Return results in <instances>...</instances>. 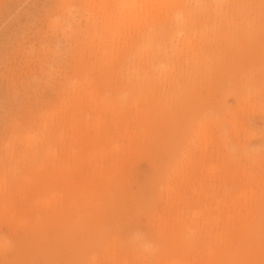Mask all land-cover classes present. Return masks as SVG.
Wrapping results in <instances>:
<instances>
[{
    "label": "rangeland",
    "instance_id": "rangeland-1",
    "mask_svg": "<svg viewBox=\"0 0 264 264\" xmlns=\"http://www.w3.org/2000/svg\"><path fill=\"white\" fill-rule=\"evenodd\" d=\"M249 3V7L243 5L248 11L241 20H247L248 31L235 33L232 24L238 17L229 21L231 26L228 20L225 23L223 18L224 25L212 16L180 34L169 21L171 15L157 25L158 16L155 22L141 21L137 31L115 36L112 45H104L107 53L103 55L106 34L97 33L91 40V22L97 17L88 15L90 0H0V180L4 178L5 186L29 183L36 191L21 196L37 205L56 197L71 211V225H77L61 223V230L59 225L46 224L37 239L26 225L0 220V241L6 244L0 247V264H86L82 256L87 255L95 257L94 264H139L137 254H130L133 238L150 244L137 256L146 264H154L149 249H169L158 254L157 264L173 260L198 264L207 259L205 249L217 254L223 244L224 252L234 257L233 264H264V183L256 191L255 205L240 210L243 224L223 230L222 239L218 234L224 229V213L235 216L232 202L244 201L239 196L248 189L242 187L246 175L252 172L264 178V0ZM218 26H226L225 31ZM142 29L157 30L156 40L167 54L171 72L161 85L156 80L151 87L144 85L132 105L127 101V79L141 69L137 57ZM155 64L150 68L156 69ZM86 75L91 79L79 92V81ZM102 105L106 110L99 109ZM97 118L101 135L95 136L92 150L102 149L107 160L101 163L102 157L95 153L87 165L83 141L94 135L86 127ZM203 121L208 140L205 165L197 161L203 156V142L194 139L196 125ZM27 133L38 137L31 149L24 143ZM252 151L261 157V166L250 161ZM114 161L115 170L108 174L106 169ZM209 164L215 168L211 178L206 174ZM53 166L75 171L68 177L73 183L71 193L61 195L59 183L53 191L40 193L47 189V185L41 187V176ZM94 166L108 176L104 184H97L99 190L88 191L85 172ZM166 179L183 195L170 213L162 190ZM257 182L253 179L252 184ZM22 198L15 196V201ZM164 212L179 219L171 223L172 231L167 230L176 241H166V246L165 241L160 243L156 219ZM53 213V209L28 211L30 219ZM107 239L113 243L105 245Z\"/></svg>",
    "mask_w": 264,
    "mask_h": 264
},
{
    "label": "bare ground",
    "instance_id": "bare-ground-1",
    "mask_svg": "<svg viewBox=\"0 0 264 264\" xmlns=\"http://www.w3.org/2000/svg\"><path fill=\"white\" fill-rule=\"evenodd\" d=\"M95 1H97V5L94 4V0H90V4H89V6L87 8L88 12H89L88 15H92L93 14L99 20L98 21L96 18H93V20L96 19L97 21L95 20L94 23L91 22V27L93 29V31H92L93 34L91 36V40H93L94 36L97 33L100 34V35L106 34V37H105V40H104V44L101 47V51L103 52V55H106V53H107L106 49L107 48H105L104 45L107 42H109L112 45L115 36H120L123 33L127 32V31H129L131 29H132L131 31H135V30L137 31L138 30L137 25L141 21H146V19H149L150 22H152V21L155 22V19L159 16L158 20L154 23V24H157V23L159 24L163 18H167L169 15H171L172 18H169V21L174 24V28L173 29H175L176 32H178V33L180 32V34H181L182 31H184V33H185V31L187 32L186 29L190 28L189 30H191L192 28L199 27L197 25H200V24H202V23H204L206 21H209V19L212 18V16L215 17L214 19H216V18L222 19V21L221 20L220 21L224 25L226 23V20H228V22L229 21L231 22V21L235 20L236 17L239 18V19H237L238 21L239 20L241 21L243 19V17L247 16L246 13L248 11V9L246 7H244L243 5H247L249 7V4H250L249 1L252 2V1H255V0H198V2H199L198 6L190 5L189 4L190 0H143V1H139V0H125L123 2H120L119 4H117L115 2H112V0H95ZM67 8H68V6H67ZM142 8H145L144 13H139L142 10ZM153 16H156V17H153ZM223 18H224L225 23L223 22ZM87 21L89 22V18L87 19ZM214 21H216V20H214ZM238 21H236V23L232 24L233 25V29L236 30L235 33H238L243 28L245 30V29H247L246 27H248V28L250 27L249 24L245 25L247 23V20L241 21L239 23H238ZM228 22H227V24H228ZM221 23H220V25H221ZM52 24L55 25L56 21H53ZM230 25H231V23H230ZM222 26H221V28L219 26L218 27L220 29H222ZM219 28H217V29H219ZM225 28H226V26H225ZM224 29H222V30H224ZM249 29H247V31ZM172 30H170V33H171ZM141 31H142V33L140 34L141 37H140V52H139L140 55H139V57H137V62L141 65V69H140V72L135 73L134 75L132 74L130 77H128V79H127V81H128L127 86L128 87L126 86L127 90L130 93L129 99L127 101L129 102V104L132 103V105H134L138 101L136 96L139 97V94H136V92L142 90V88H144V85L145 86L149 85L151 87L152 83H155V80H156L155 84H157V82H158V84H160V83L163 82V80H161V79L163 77L166 78L165 75H167L168 72H171V71H169V67H168V65L166 63L167 62L166 60L168 58V57L166 58L167 54H166L165 50L161 47L159 42L156 40L157 34H158L157 30L154 29L151 32L149 30L144 31V29H142ZM196 32L198 33V30ZM218 32H219V30H218ZM220 32H222V31H220ZM231 32L233 34V31H231ZM197 33H195V34H197ZM172 34H174V33H172ZM217 35H218V33H217ZM187 39L188 38H186V40ZM186 40H183V42H185ZM226 41H228V40L226 39ZM186 44H187V45H185L186 47L189 46L188 43H186ZM125 46H126V43L124 42V47ZM181 47L183 48L182 45H181ZM112 48L114 49V46ZM171 52H173V51H171ZM174 53H176V52L174 51ZM177 54L178 53H176V55ZM154 60H155V62H154ZM104 61H108V59H105ZM153 63H156L155 64L156 69L154 67H152V66L150 68V65L153 64ZM149 68L152 69V71L149 70ZM210 68L211 67H209V69ZM202 70H204V69H202ZM149 71H151V72H149ZM204 72H205V70L203 71V73ZM200 73H202V72L200 71ZM170 74H172V73H170ZM84 77L85 78H83V79H81L79 81L80 87L78 86L79 88H77L76 87L77 85L75 86L78 89L77 91H79V92L82 89L85 91V89L83 88V83H86L87 81L89 82L90 79H91L90 76H88V75H86ZM153 86H155V85H153ZM72 90H74V89H72ZM77 91H75V92H77ZM92 92H93V90H91L90 93H92ZM73 95H75V94H73ZM99 109L100 110H102V109L106 110L103 107V105ZM109 109L114 113V109L112 107H110ZM115 110H117V109H115ZM193 118H195V117H193ZM90 119H91V117H90ZM100 121H101V119L97 118L95 121H91L92 123L90 125L87 124L89 121L86 123V126L89 125V127L85 126L86 130L90 129L91 132L94 133V135L92 134V138H91V136H90V138H88L89 136H87V137L84 138V141H83L85 149L87 148V152H86L85 157H84L85 158V162L87 163V165L90 164V161L93 159V155L95 153L98 155V157H102L100 159L101 163H102V161L104 159H106V155H104V152H103L102 149L99 150L98 152H94L92 150V147H93L92 145H95V141H96L95 140V136H98L100 138V135H101V133H100L101 126H99V122ZM193 126H195V125H193ZM196 128L197 129H195V130H197V133L195 132L196 136H195L194 139H195L196 142H200V141L203 142V146H202L203 156L201 158H197V161L200 160L205 165V163L207 161V157L205 156L204 152L206 150L205 146H206V144L208 142L207 135H206L207 134V129H206L207 127L205 126V121H203L201 123H198L196 125ZM23 139H24L25 145L29 149H31L32 147L37 146L38 137L36 135H32L31 133H27V134H25ZM27 151H28V149H27ZM30 152H31V150H30ZM241 152L243 153V151H241ZM251 153L253 155H252V157H251L252 159L250 161L253 160V163L254 162L257 163V164H253V165L261 166L262 164L261 165L258 164V163L261 162L260 161L261 157L258 156L257 154H255V151H252ZM199 155H200V153H199ZM262 156L264 157V155H262ZM119 159H121V158H119ZM119 159H117V160H119ZM104 162H105V160H104ZM179 163H181V162H179ZM65 164L67 165L68 161H66ZM124 164H123V166H124ZM176 165L178 166L179 164H176ZM94 167L92 168V170L90 172H87V171L85 172L84 183H85V186H86V190H88V191H90V190L95 191L97 189L99 190V188H97V184H99V183L102 184L103 181L105 182L104 179L107 178L108 174L114 172V170H115V161H114V164L110 165V167H108V169H106V171L109 170L108 174H106L107 172H103L104 171L103 169L101 170V169H97L96 167L95 168ZM119 167H122V166L119 165L118 168ZM214 170H215L214 166L209 164L208 167H207V173H206L209 176V178H211L214 175ZM175 171H176V169H175ZM261 171H262V169H261ZM74 172L75 171H70L67 168L65 169L64 167L62 168V167H54V166L50 170H46L45 173L41 176V187L47 185V189L41 191L40 193L41 194H45V193H49V191H53V188L56 186L55 183H59V186L61 188L59 193L61 195L62 194L71 193L72 192L73 183H72L71 180L68 179V177L71 175V173H74ZM178 172H179V169L177 168V172H175V175H177ZM36 174L37 173L35 172L34 175H36ZM256 174L251 172V173H248L246 175L247 176V178L245 179L246 180V184H244L242 187L243 188H248V189L243 191L240 194V196H239L244 201L239 203V201H238L239 198H237L236 201L238 203H235V205H234L233 202H232L231 205L233 207V210L236 212L234 218L229 216L228 215V211H226L224 213L225 217L222 219V221L220 220L222 223L221 222H219V223H221V226L224 229H222L220 227L222 229V233L221 234L219 233V232H221V230L218 232V234L220 235L219 239L223 238V230H225L227 228H230V227H233L236 224H239V225L243 224L244 221H241L238 218V217H240V210H245L246 208L250 209V208H252L255 205V201L257 199V194H256L257 192L256 191H260L262 189V186H263V183H264V178L261 179V178H259L260 174H259V176L256 175ZM27 176H30V175H27ZM114 176H116V174ZM193 176H192V178L196 180V178L193 177ZM167 179L166 180H162L164 182H163V187H162V185H161V187L163 188L162 189L163 193H164L163 195H165L164 197H166V199H167L165 204H167V208L169 209L168 213H170L173 209H177L178 204L176 202L178 201L179 198L183 199V195L180 193L179 188L177 186L173 185V183L170 184L169 183L170 180H167ZM188 179H190V178H188ZM253 179H257V181H258L257 184L253 183V184H255L254 187H253V184H252ZM3 182H4V178H3V180H0V220L4 219L6 221V223L8 222V224L16 225L18 227H24L26 225L25 228L27 230H29V232L31 231L34 236H36V235L39 236L40 235V233H39L40 227H41V230H43L44 229V225L47 226L46 224H48V225L55 224L57 226L59 225V228H60V224L61 223L66 224V226L75 225V224L71 225V220L72 219L69 217V213L71 211L68 210L67 207H65L62 204L61 200H58L56 202V197H54L52 199V201H51L53 204L48 200L49 201L48 203H42V205H37V204L34 203L33 199L29 201L28 198H22V196H21V195H24V194L33 195L34 192L36 191V189H33L29 183H27V182L26 183L16 182V183L13 184V186H11L10 184L5 186ZM101 184H100V187H101ZM116 185H117V183H116ZM1 187H3V188H1ZM97 193H99V192H97ZM246 193L249 194V198L248 199L246 198ZM160 194H162V193L160 192ZM99 195H100V193H99ZM15 196L16 197L18 196V197L22 198L23 201L20 200L19 203L16 202L15 201ZM107 198L108 197H106V199ZM104 200H105V197H104ZM186 201H188V200H186ZM88 203H89V201L86 202V204H88ZM96 203L99 204V202H96ZM217 203L219 205V202H217ZM94 205H95V203H94ZM36 208L43 209L45 213H47L48 211L53 209L54 213L52 215L50 214L48 216L45 214V216L43 217L44 219H42V218H36V219H32L31 218L30 219V217L28 215V211L31 212L33 209H36ZM57 209H58V211H57ZM55 216H57V217H55ZM66 216L68 217V219H67V221H64ZM169 216L170 215H168V214L166 215V212H164L163 214L158 215L157 218H156L157 222H158L157 224H159V230H160V232L158 234L161 237L160 238V243L165 241L164 244H163L164 246H166L165 245L166 241H168V244H170V242L173 243V242L176 241L174 236H173V234H171L169 231L171 230V228L173 226V225H171V223H173L175 225L176 223H178L177 220H179V219H177V217H171L170 218ZM208 219L209 218H207L206 220L208 221ZM28 220H29V222H28ZM218 220L219 219L217 218L215 222L217 223ZM101 221H103V220H101ZM213 221H211V222H213ZM72 222H74V221H72ZM209 223H210V221H209ZM75 226H77V225H75ZM208 226H211V224L210 225L208 224ZM100 227H102V226H100ZM169 228H170V230L167 231ZM37 236L35 238H37ZM111 242L113 243L112 239L111 240L107 239L105 241V245H107V244H109ZM181 243H180V245H181ZM129 245L131 247L130 254L132 255V257H134V255H136V254H137V256H141V254L144 253L146 248H149L150 244L148 245L147 242H144L142 240H136V239L133 238L132 241H129ZM175 245H179V243L175 244ZM224 245L225 244H223L222 248L219 249L220 252L217 253V254L212 252V251H214L213 249L212 250H210L209 248L205 249L207 251L204 250L205 251L204 254L205 253L207 254V256H206L207 259L206 260L202 259L204 262H201V263L198 262V264H233L232 259L234 257L232 255H227V253L224 252V248L226 247V246L224 247ZM183 246L184 245H181V247H183ZM0 247H6L5 242L2 241V240L0 241ZM108 247H109V245L106 246L105 249H108ZM167 248H168V245H167ZM174 248H177V247H174ZM168 250L169 249H165V247L161 246V247H159V249L155 248L153 251H152V249H149L148 253L152 256L153 263L157 264L158 260H159L158 254L163 255L164 251H166V253H167ZM178 250H180V252H181L182 249H178ZM171 251H173V249ZM171 251H169V252H171ZM133 252H135L136 254H134ZM176 255H178V254H176ZM182 255H184V253ZM137 256L134 257V258H136V260H137V262L139 264H146L145 262L141 261V259L138 258ZM82 258L85 260L86 264H94L93 263V261L95 260L94 256H88L87 255V256H82ZM108 260H109V263H111L113 259L111 258V259H108ZM186 260L188 261L187 258H186ZM236 260L238 261V258H236ZM188 262L186 264H188ZM178 263L179 262L177 260H173V261H170L168 263L164 262L163 264H178ZM124 264H126V261H125Z\"/></svg>",
    "mask_w": 264,
    "mask_h": 264
}]
</instances>
